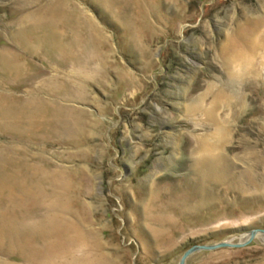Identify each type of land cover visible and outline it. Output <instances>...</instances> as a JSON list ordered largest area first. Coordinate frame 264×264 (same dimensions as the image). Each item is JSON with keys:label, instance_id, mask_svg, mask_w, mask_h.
<instances>
[{"label": "rangeland", "instance_id": "374dc122", "mask_svg": "<svg viewBox=\"0 0 264 264\" xmlns=\"http://www.w3.org/2000/svg\"><path fill=\"white\" fill-rule=\"evenodd\" d=\"M264 229V0H0V264H180ZM186 264H264V233Z\"/></svg>", "mask_w": 264, "mask_h": 264}, {"label": "water", "instance_id": "95a60500", "mask_svg": "<svg viewBox=\"0 0 264 264\" xmlns=\"http://www.w3.org/2000/svg\"><path fill=\"white\" fill-rule=\"evenodd\" d=\"M258 233H264V229L253 230L251 232L250 238L244 243L221 242V243L211 244V245H207V244H205V245H194L184 253L183 257L180 260V264H186L187 258L191 254H193L194 252L199 251V250H213V249L220 248V247H241V246H244V245L250 243Z\"/></svg>", "mask_w": 264, "mask_h": 264}]
</instances>
